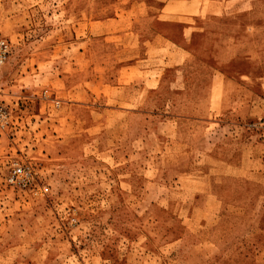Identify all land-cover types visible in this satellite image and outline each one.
I'll use <instances>...</instances> for the list:
<instances>
[{
	"label": "crops",
	"instance_id": "1",
	"mask_svg": "<svg viewBox=\"0 0 264 264\" xmlns=\"http://www.w3.org/2000/svg\"><path fill=\"white\" fill-rule=\"evenodd\" d=\"M25 3L41 8L47 57L42 121L34 128L25 121L37 137L32 158L45 170L49 161L94 168L96 181L114 184L110 197L194 200L184 212L188 234L169 244L185 264L224 252L214 236L226 207L238 205L230 200H240L256 216L237 228L252 232L249 264H264V144L253 124L264 61L260 74L235 56L241 37H260L264 0ZM242 18L256 24L243 35L226 28Z\"/></svg>",
	"mask_w": 264,
	"mask_h": 264
},
{
	"label": "rangeland",
	"instance_id": "2",
	"mask_svg": "<svg viewBox=\"0 0 264 264\" xmlns=\"http://www.w3.org/2000/svg\"><path fill=\"white\" fill-rule=\"evenodd\" d=\"M27 1L41 2L0 0V38L10 44L8 62L0 70V96L13 118L8 132H0V264H185V254L169 244L187 233L184 224L190 222L184 212L190 210L194 200L110 197L114 184L102 182L104 177L96 181L94 168L49 161L45 170L44 163L32 158L30 149L37 137L25 121H29L30 128L42 121L39 101L47 99L48 93L41 73L47 57L40 36L41 8L37 5L30 10ZM254 24V20L242 18L235 28H226L243 35ZM258 31L260 37L256 39H239V55H235L241 63L251 62L256 72L260 61H264L263 24ZM259 111L253 124L264 116V101ZM256 132L255 137L262 143ZM13 161L32 165L36 181L31 189L20 190L7 183ZM102 173L108 174L107 170ZM230 201L238 205L226 207L230 212L214 236L225 243L224 252L196 264L250 263V254L255 253L248 244L252 232L237 228L247 226L256 216L246 213L248 207L239 205L242 201ZM173 210L182 213L175 216ZM198 217L194 216L193 223ZM195 234L193 237H197ZM230 243L238 245L230 248Z\"/></svg>",
	"mask_w": 264,
	"mask_h": 264
},
{
	"label": "built area",
	"instance_id": "3",
	"mask_svg": "<svg viewBox=\"0 0 264 264\" xmlns=\"http://www.w3.org/2000/svg\"><path fill=\"white\" fill-rule=\"evenodd\" d=\"M10 54V44L0 38V70L6 65ZM13 125L12 110L0 96V132L7 133ZM260 133V138L264 143V116L255 126ZM36 181V172L30 163L13 161L7 176V183L13 188L29 190Z\"/></svg>",
	"mask_w": 264,
	"mask_h": 264
}]
</instances>
